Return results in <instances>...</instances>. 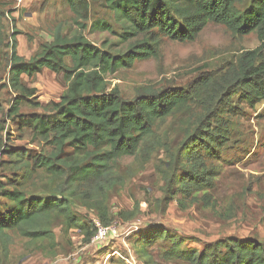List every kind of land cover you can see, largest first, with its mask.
Segmentation results:
<instances>
[{
    "label": "trees",
    "instance_id": "16d2710c",
    "mask_svg": "<svg viewBox=\"0 0 264 264\" xmlns=\"http://www.w3.org/2000/svg\"><path fill=\"white\" fill-rule=\"evenodd\" d=\"M63 2L76 30L56 25L25 61L17 54L13 1H0V69L12 93L7 110L0 104V155L10 158L0 161L1 170L9 172L0 176V237L16 232L32 243H53L50 226L57 221L65 233L77 232L89 244L96 232L94 220L79 218L73 208L79 204L94 211L105 227L126 221L123 212L110 221L107 209L108 194L124 180L123 159L147 162L163 152L166 190L160 201L174 198L172 192L167 196L168 188L193 200L213 188L211 162L228 147L240 104L252 109L264 104V0ZM99 2L120 26V37L134 39L123 53L98 49L83 34ZM210 23L236 37L254 33L259 45L233 61L197 66L181 86L162 81L138 88L129 98L118 89L107 91L108 75L157 57L154 35L192 42ZM109 28L104 18H97L89 29ZM43 69L61 74L66 83L60 97L45 105L32 102L35 90L22 83L23 76L33 80ZM13 123L17 131L29 133L35 149L2 145V135ZM165 127L179 137L176 144L168 143ZM157 241L165 259L187 264H264V244L256 240L226 238L198 252L183 238L152 225L134 243L143 252Z\"/></svg>",
    "mask_w": 264,
    "mask_h": 264
},
{
    "label": "rangeland",
    "instance_id": "374dc122",
    "mask_svg": "<svg viewBox=\"0 0 264 264\" xmlns=\"http://www.w3.org/2000/svg\"><path fill=\"white\" fill-rule=\"evenodd\" d=\"M22 1L17 2L19 8L13 1L10 15L14 20V31L18 32L17 54L22 60H28L35 53L41 38L49 39L48 35L56 25L62 24L63 31L67 27L76 30V26H72L73 16L63 0H24L30 6ZM242 3L247 2L242 0ZM23 12L27 13L23 15ZM97 18H104L110 28L90 31ZM121 33L112 14L106 12L101 2L95 4L84 36L98 49L119 54L134 41L120 37ZM153 39L157 43V57L136 61L130 69L121 68L108 75L107 91L118 89L129 98L138 88H152L162 81L181 86L192 78L197 66L219 63L223 59L233 61L242 52L259 45L254 33L236 37L223 26L212 23L192 42L172 41L160 35H154ZM22 83L35 90L30 100L41 105L60 97L66 88L62 75L47 69L33 80L23 76ZM11 97L7 77L0 69V104L5 110ZM240 107L237 116L233 117L235 132L228 147L223 149L219 159L211 162L214 168L213 188L204 194L198 192L196 200L192 197L182 199L175 188L171 191L168 188L167 196H172L169 194L172 192L174 198L160 201L166 190L163 164L167 165L161 150L147 162L138 157L123 159L120 167L126 171L124 180L107 198L110 221L116 219L120 212L128 214L126 221L116 224L120 231L117 238L84 244L77 232L65 233L61 223L55 221L50 226L53 243H32L16 232H7L0 237V264H127L125 259H133V264H187L165 259L160 253V241L146 247L143 252L141 244L135 246L137 234L152 225L183 238L189 249L198 252L226 238L256 240L264 244V104L255 109L245 104H240ZM29 110L30 106L22 109L23 112ZM163 130L168 143L176 144L179 137L173 130L168 127ZM6 133L2 135V145L6 147L36 148L29 133L17 131L15 123L8 127ZM8 159L0 155V161ZM1 175H9V172L0 168ZM73 211L86 221L98 219L94 211L79 204ZM144 252L146 256H143Z\"/></svg>",
    "mask_w": 264,
    "mask_h": 264
},
{
    "label": "built area",
    "instance_id": "2783aa9c",
    "mask_svg": "<svg viewBox=\"0 0 264 264\" xmlns=\"http://www.w3.org/2000/svg\"><path fill=\"white\" fill-rule=\"evenodd\" d=\"M94 226L96 228L95 235L92 237L90 244L106 242L109 239L117 238L120 233L118 226L113 223L110 226H102L98 221L94 220ZM127 264H133V259H125Z\"/></svg>",
    "mask_w": 264,
    "mask_h": 264
},
{
    "label": "crops",
    "instance_id": "0c3cea01",
    "mask_svg": "<svg viewBox=\"0 0 264 264\" xmlns=\"http://www.w3.org/2000/svg\"><path fill=\"white\" fill-rule=\"evenodd\" d=\"M1 1V0H0ZM8 1H14V2H18L19 0H8ZM24 1V0H23ZM22 1V2H23ZM20 3V2H19ZM26 6H30V3L29 2H23ZM16 7H18L19 8V6H18V3L16 4ZM16 7L14 8V9H16ZM20 7H22V5H20ZM25 13H27V12H23V15L25 14ZM28 13H30V12H28ZM27 15V14H26ZM108 258H109V255H108Z\"/></svg>",
    "mask_w": 264,
    "mask_h": 264
},
{
    "label": "bare ground",
    "instance_id": "6f19581e",
    "mask_svg": "<svg viewBox=\"0 0 264 264\" xmlns=\"http://www.w3.org/2000/svg\"><path fill=\"white\" fill-rule=\"evenodd\" d=\"M122 44V43H121ZM263 44V43H262ZM106 47V46H105ZM103 49V48H102ZM100 51V50H99ZM120 56V55H119ZM132 56V55H131ZM253 106V105H252ZM231 108V107H230ZM262 110V109H261ZM229 111V110H228ZM237 123V122H236Z\"/></svg>",
    "mask_w": 264,
    "mask_h": 264
}]
</instances>
